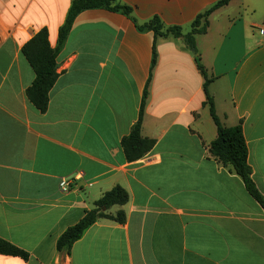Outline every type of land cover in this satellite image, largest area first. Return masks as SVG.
I'll list each match as a JSON object with an SVG mask.
<instances>
[{
  "label": "crops",
  "instance_id": "1",
  "mask_svg": "<svg viewBox=\"0 0 264 264\" xmlns=\"http://www.w3.org/2000/svg\"><path fill=\"white\" fill-rule=\"evenodd\" d=\"M220 1L118 0L136 22L82 12L42 114L26 96L35 73L22 48L44 28L56 48L72 0H0V239L29 254H0V264H264V208L210 152L217 126L195 55L182 38L137 28L159 18L186 35ZM196 43L216 114L226 128L242 124L264 197V0H231ZM147 84L142 135L156 144L129 163L121 142ZM117 186L129 201L109 213L122 210L125 223L99 219L59 251L60 237Z\"/></svg>",
  "mask_w": 264,
  "mask_h": 264
},
{
  "label": "trees",
  "instance_id": "2",
  "mask_svg": "<svg viewBox=\"0 0 264 264\" xmlns=\"http://www.w3.org/2000/svg\"><path fill=\"white\" fill-rule=\"evenodd\" d=\"M231 0H222L209 10L200 14L192 24L191 32L184 35L181 28H165L159 18H154L149 23L137 25L139 31H153L155 38H182L187 48L195 55L199 71L204 77V90L207 97L213 121L217 126V139L211 144V154L224 166L231 167L232 170L242 178L248 193L259 202L264 208V197L257 188L253 177L252 169L249 165V149L245 140L242 124L232 128H226L221 124L216 114L213 98L210 96L208 87L212 82L207 70L201 62V56L196 43L197 35H204L208 31L209 17L217 9L227 5ZM94 9H105L113 12H120L129 19L132 16V9L120 4L118 0H72L71 6L64 24L59 29V38L56 48L51 47L49 42V32L46 28L38 32L22 48V53L29 62L35 73L33 84L26 90V96L30 103L45 114L49 109L50 92L55 86L60 74L58 72L57 59L64 49L76 18L84 11ZM157 63L156 48H153L152 69ZM148 85L146 86L141 102L140 114L137 122L132 127L130 134L123 138L121 147L129 163L136 162L148 155L155 147V140L145 138L142 135L145 106L149 95ZM129 201V195L120 186L111 191L95 203V207L88 211L84 218L75 226L69 228L58 240L59 251L70 252L73 245L78 241L85 230L99 219L112 220L120 224L126 221L125 213L120 210L116 215L109 211L115 206H124ZM0 254L4 256L19 257L25 261L29 259V254L17 246L0 239Z\"/></svg>",
  "mask_w": 264,
  "mask_h": 264
},
{
  "label": "built area",
  "instance_id": "3",
  "mask_svg": "<svg viewBox=\"0 0 264 264\" xmlns=\"http://www.w3.org/2000/svg\"><path fill=\"white\" fill-rule=\"evenodd\" d=\"M73 179L75 180L76 177L72 178V179H62L61 182H60V187L63 191L67 192L69 189H70V186L73 182Z\"/></svg>",
  "mask_w": 264,
  "mask_h": 264
}]
</instances>
